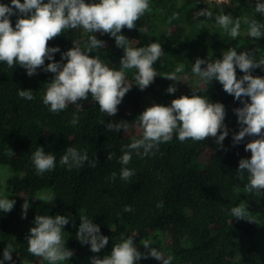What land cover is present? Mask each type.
I'll return each mask as SVG.
<instances>
[{
  "label": "trees",
  "instance_id": "1",
  "mask_svg": "<svg viewBox=\"0 0 264 264\" xmlns=\"http://www.w3.org/2000/svg\"><path fill=\"white\" fill-rule=\"evenodd\" d=\"M235 6L230 14L240 20L239 36L232 38L215 23L213 16L200 15L209 6L202 0H186L178 5L176 0H148L149 10L136 21V27L121 30L133 48L152 43L162 46L163 55L153 64L159 76L143 91L134 79L136 69H124L125 83L131 89L125 94L117 113L109 117L99 110L91 95L59 113L49 110L43 103L47 83L54 74L43 68L29 77L26 69L16 65L8 67L0 62V165H9L13 176L8 191L15 200L10 212L0 210V261L3 264L32 263L40 260L27 251V237L35 226L36 215H64L69 223L62 230L64 247L73 252L69 260L59 264H82L92 253L90 245L81 244L76 237L81 216L100 227L101 235L109 238L103 248L110 255L112 247L123 237L133 236L137 250L144 253L142 241H149L152 248L164 258L172 257L171 264H264V196L246 191L248 174L243 179L237 172L241 159H250L245 151L253 137L236 144L234 134L240 131L234 109L243 107L233 95L226 93L216 80L205 82L192 72L195 61L222 59L229 49L238 53L247 51L254 59L264 57V37L248 36L249 22L253 19L264 25V14L255 10L257 2L264 0H230ZM23 3V0H20ZM47 2V0H44ZM86 3L99 0H85ZM11 7V0H0ZM22 18L18 10L9 17L12 26ZM91 35L104 42L105 47L93 49L89 55L99 57L106 66L121 70L122 48L115 39L100 32L89 33L82 28L66 29L61 36L48 42V47H58L53 60H61V54L75 44L83 52L88 51ZM53 61L45 60L44 67ZM206 67V65H201ZM182 70L177 72L176 69ZM166 73H174L176 81L164 79ZM264 77V67L250 73ZM237 78L244 73L236 68ZM165 80L167 89L175 86L173 94L180 96L201 95L212 103H221L225 109L224 125L228 135L218 145L209 137L203 141H180L174 131L172 139L160 143L147 155L143 148L131 151V161L122 165L119 160L128 150L133 139L142 137V129L136 119L147 107L149 97L159 83ZM32 90L34 99L19 97V90ZM166 89V90H167ZM168 95H170L167 92ZM162 97V96H161ZM166 97H162V100ZM244 100L249 98L244 97ZM172 100L160 105L170 106ZM73 116L78 123L73 126ZM123 121L127 131L107 130V124ZM223 129H221V132ZM220 133L218 132V135ZM42 146L46 153L56 157L54 169L37 174L32 154ZM76 148L87 154L88 160L79 167L69 168L60 164L67 148ZM112 153V159L107 154ZM93 163L95 166H93ZM123 167L133 171L127 179H121ZM115 173V179L112 174ZM51 188L52 200L36 198L38 191ZM247 198L252 210L253 223L246 227L244 241L248 249L236 258V233L244 225V219H236L231 209L241 206ZM28 200L29 208L24 216L22 205ZM125 206L132 211L126 212ZM13 250L12 260H3L6 246ZM135 264H162L155 258H141Z\"/></svg>",
  "mask_w": 264,
  "mask_h": 264
},
{
  "label": "clouds",
  "instance_id": "2",
  "mask_svg": "<svg viewBox=\"0 0 264 264\" xmlns=\"http://www.w3.org/2000/svg\"><path fill=\"white\" fill-rule=\"evenodd\" d=\"M208 8L200 11V15L211 18L212 6L229 4L230 0H205ZM18 10L22 18H18L15 26L9 19ZM149 10L148 0H99V2L86 3L85 0H11V7L0 4V62H6L8 67L19 65L26 69L31 77L39 68L54 74V78L47 83L43 103L50 106L49 110L59 113L68 105L76 104L80 100H87L91 95L92 100L98 104L99 110L109 117L118 111L125 94L132 85L125 83L124 69H136L135 81L140 90L146 89L159 76L153 68V64L163 55L162 46L152 43L146 47L133 48L129 45L126 36L120 34L121 30L135 28L136 21ZM255 10L264 14V3L257 2ZM249 25L248 36L250 38L264 37V25L256 20L244 21ZM215 23L223 28L232 38L239 36L240 20L235 21L230 15L217 14ZM82 28L89 33L100 32L108 34L115 39V45L122 48L124 55L120 59L121 70H114L103 64L99 57L89 55L93 49L105 47L102 40L96 35H91L88 40V51L83 52L75 44L74 47L61 54V60L66 63L53 60V54L60 52L58 47L49 48L48 42L55 37L61 36L66 29ZM53 61L46 67L45 60ZM206 65V67H201ZM244 75L237 78L236 68ZM264 67V57L254 59L247 51L237 52L229 49L223 54L222 59L203 60L197 59L192 67V72L201 80L211 82L218 81L223 90L233 95L243 104V107L234 109L238 117L240 131L233 136V142L239 144L245 136L260 137L252 139L245 146V151L251 152L250 159H241L237 169L240 178L247 172L249 183L245 186L246 191L257 196H264V77L253 76L251 71L255 68ZM177 68L176 71H181ZM164 79L176 81L174 73H166L160 76ZM169 94L177 91L175 86H169L166 90ZM193 90L192 96H180L173 99L170 106L153 104L147 107L136 119L139 128L142 129V137L133 139L127 145L126 151L120 157L119 162L127 165L131 161V151L143 148V154L147 155L160 143L172 139L174 131L178 133V139L185 141H203L209 137L216 139L218 145L222 144L228 135L224 125L225 109L221 103H212L201 95H196ZM19 97L34 99L32 90H19ZM249 98L244 100L243 98ZM70 123L75 126L78 118L73 116ZM127 131L128 124L123 121L107 124V130L120 132ZM221 129L223 131L221 132ZM218 132L220 133L218 135ZM112 153L107 154V159H112ZM88 155L81 154L76 148H67L60 158L61 165L69 168L81 166L87 161ZM32 160L37 174L54 169L56 157L46 153L40 146L32 154ZM93 166L94 163H93ZM133 171L126 167L121 169V179L127 180L133 175ZM115 173L112 179H115ZM15 200L0 198V210L10 212ZM28 200L22 205L26 217L29 208ZM125 211H132L131 207L125 206ZM247 208L237 206L231 209V215L236 219L246 218ZM81 223L76 233L81 244L90 245L93 253H99L109 242L107 236L101 235L100 227L81 216ZM69 223L64 215L44 216L36 215L35 226L30 229L27 237V251L33 256L43 258L50 264H59L69 260L73 252L64 247L62 230ZM133 236L123 237L122 242L112 247L110 255L104 258L93 256L91 264H135L141 258L152 257L162 264H171L172 257L164 258L162 253L150 246L149 241H142L143 248L147 252H140L134 245ZM13 250L6 246L3 250V260H12ZM0 264H3L0 261Z\"/></svg>",
  "mask_w": 264,
  "mask_h": 264
},
{
  "label": "rangeland",
  "instance_id": "3",
  "mask_svg": "<svg viewBox=\"0 0 264 264\" xmlns=\"http://www.w3.org/2000/svg\"><path fill=\"white\" fill-rule=\"evenodd\" d=\"M186 0H176L177 4L180 6L182 5ZM203 2H205V0H202ZM206 3V2H205ZM207 4V3H206ZM208 5V4H207ZM209 6V5H208ZM234 5L231 3L229 4H225V5H221V6H216L215 4H213L212 9L214 10L215 13L217 14H230L232 12V10L234 9ZM216 14V15H217ZM165 80L163 81V83H159L158 86H156L155 90L153 91V93L151 94V96L149 97V104L150 106H152L153 104H160L162 102H165L166 100H173L176 99L177 96L175 94H167V86H166ZM166 97L162 100V97ZM260 137H253V139H258ZM13 171L11 169V167L9 165H0V198H9L10 200L12 199V194L8 191V185H9V181L13 176ZM36 198L41 199V200H45V201H51L52 200V191L51 188L47 187L43 190L38 191ZM241 206H245L247 208V214H246V218L253 220L252 218V210L249 206V202L247 200V198L245 199V201L242 203ZM253 222H250L248 220L244 221V225L243 227L237 231L236 233V238H235V245L234 247H232L229 251H231L232 249L236 251V258H240L241 256H243L245 254V252L248 249V243L247 241H244V234H245V230L246 227L249 226L250 224H252ZM109 255L108 253H106V251H104L103 249H101V251L99 253H91L86 257V260L82 263V264H91V258L93 256L99 257V258H104L105 256ZM40 260L38 261H33L32 263H28V262H24L22 264H50L49 261L44 260L43 258H40ZM64 264H69V263H64Z\"/></svg>",
  "mask_w": 264,
  "mask_h": 264
}]
</instances>
